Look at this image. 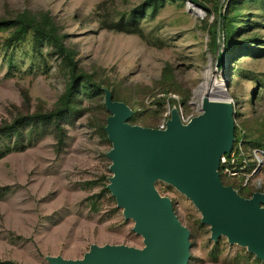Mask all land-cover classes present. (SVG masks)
<instances>
[{"label": "rangeland", "instance_id": "rangeland-1", "mask_svg": "<svg viewBox=\"0 0 264 264\" xmlns=\"http://www.w3.org/2000/svg\"><path fill=\"white\" fill-rule=\"evenodd\" d=\"M144 1L0 0V17L49 12L94 83L75 94L60 152L51 129L24 146L0 141L1 261L50 264L47 256L81 259L93 244L144 246L134 221L124 218L107 189L112 174L105 90L131 110L128 123L154 129L173 116L187 123L201 113L205 99L229 101L249 168L246 185L225 180L247 198L264 194V0L231 4L235 43L229 52L221 37L215 46L210 39L229 0H164L142 8ZM121 18L139 32L104 28L103 21ZM7 32L0 31V120L53 109L65 92L67 67L49 44L36 46L31 33L6 45ZM154 187L190 232L188 264H264L225 236L212 240L197 208L174 186L156 180Z\"/></svg>", "mask_w": 264, "mask_h": 264}, {"label": "water", "instance_id": "water-1", "mask_svg": "<svg viewBox=\"0 0 264 264\" xmlns=\"http://www.w3.org/2000/svg\"><path fill=\"white\" fill-rule=\"evenodd\" d=\"M222 53L217 68L222 66ZM110 113L104 131L111 143L106 153L111 177L107 189L134 221L133 231L144 246L91 245L81 259L47 256L50 264H188L190 232L176 216L169 198L161 197L156 180L174 186L191 200L200 221L216 241L225 236L264 262V194L243 198L222 183L220 158L234 143L233 107L210 102L187 124L172 117L164 130L131 125V110L105 90Z\"/></svg>", "mask_w": 264, "mask_h": 264}, {"label": "trees", "instance_id": "trees-1", "mask_svg": "<svg viewBox=\"0 0 264 264\" xmlns=\"http://www.w3.org/2000/svg\"><path fill=\"white\" fill-rule=\"evenodd\" d=\"M163 1L164 0H145L142 4V8L154 6ZM238 1L239 0H229L227 4H224L222 12L219 14V22H217V20L214 21L212 32L210 33V39L213 45L215 46L217 38L221 37L227 52L231 50L232 44L235 43L233 39L234 28L229 22V20L232 19L230 8L231 4L237 3ZM133 15L134 13L131 14V17H133ZM103 24L104 28L114 32H124L128 34L139 32V29H133L126 24L122 18L116 22L105 20ZM4 30L8 31L5 43L9 46H14L16 43L23 41L30 33L32 34L33 43L36 46H39L42 42L49 44L53 53L56 54L67 67L69 79L64 94L57 100L53 109L45 110L42 107H38L33 111L25 110V112L17 113L10 120H0V141L15 139L17 144L24 146L23 143L25 140L30 143L32 140L45 133L46 130L51 129L55 133L56 152H60L66 136L64 123L69 120L70 114L75 108V94L82 84L93 85L92 77L80 70L75 60L74 50L65 44V35L60 31L59 24L49 12L40 11L38 13H31L29 11H23L7 17H0V31ZM21 94L25 104L28 106L29 98L26 92L22 90ZM242 138L243 136L240 137L237 134V129L235 127L234 148L238 147L239 143L242 147ZM220 179L224 185L232 186L235 189V184L227 182L222 176H220ZM235 182L238 183L237 181ZM238 194L241 197H246L244 193L241 194L239 191ZM0 264L18 263L0 260Z\"/></svg>", "mask_w": 264, "mask_h": 264}, {"label": "built area", "instance_id": "built-area-1", "mask_svg": "<svg viewBox=\"0 0 264 264\" xmlns=\"http://www.w3.org/2000/svg\"><path fill=\"white\" fill-rule=\"evenodd\" d=\"M165 127L166 124L159 126L157 129L164 130ZM247 168H249V164L244 157L241 144L239 143L236 148L232 146L229 154L221 156L218 173L225 179L234 180L241 185H246L248 177L246 174Z\"/></svg>", "mask_w": 264, "mask_h": 264}, {"label": "bare ground", "instance_id": "bare-ground-1", "mask_svg": "<svg viewBox=\"0 0 264 264\" xmlns=\"http://www.w3.org/2000/svg\"><path fill=\"white\" fill-rule=\"evenodd\" d=\"M211 102H213V101H211ZM215 102H218V101H215ZM208 103H210V102H208V100L205 99L204 102H203L202 110L206 106V104H208Z\"/></svg>", "mask_w": 264, "mask_h": 264}]
</instances>
